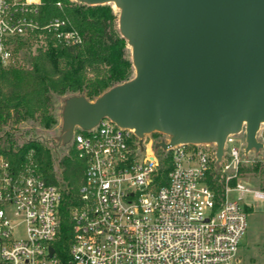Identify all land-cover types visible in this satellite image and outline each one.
Listing matches in <instances>:
<instances>
[{
	"label": "built area",
	"instance_id": "obj_1",
	"mask_svg": "<svg viewBox=\"0 0 264 264\" xmlns=\"http://www.w3.org/2000/svg\"><path fill=\"white\" fill-rule=\"evenodd\" d=\"M40 5L41 0H0L3 65L14 61L18 39L49 35L62 46L82 43L67 18L41 23ZM234 136L227 135L217 163L215 143L155 148L168 136L152 132L140 138L108 117L90 129L75 127L72 146L84 170L69 209L66 246L58 244L60 188L44 179L33 149L16 166L0 154V264H241L246 208L228 194L247 188L241 179L229 184L242 156ZM216 169L222 194L207 183ZM254 195L264 197V191Z\"/></svg>",
	"mask_w": 264,
	"mask_h": 264
},
{
	"label": "water",
	"instance_id": "obj_2",
	"mask_svg": "<svg viewBox=\"0 0 264 264\" xmlns=\"http://www.w3.org/2000/svg\"><path fill=\"white\" fill-rule=\"evenodd\" d=\"M74 1L116 6L133 75L93 99L64 97L54 149L104 117L167 135L155 148L215 143L217 163L229 134L244 130L245 153L264 147V0Z\"/></svg>",
	"mask_w": 264,
	"mask_h": 264
},
{
	"label": "trees",
	"instance_id": "obj_3",
	"mask_svg": "<svg viewBox=\"0 0 264 264\" xmlns=\"http://www.w3.org/2000/svg\"><path fill=\"white\" fill-rule=\"evenodd\" d=\"M56 17L70 21L82 35L81 44L62 46L49 35L29 36L15 42L12 63L3 65L0 61V154L16 166L24 154L33 149L44 179L60 188L61 237L58 244L66 246L72 233L69 209L76 201L84 164L71 150L61 161L58 177L49 143L33 138L18 143L23 133L16 131L17 125L27 122L25 132L35 136L38 127L48 129L57 123L51 108L53 97L63 99L71 94H83L93 99L109 87L131 78L133 66L127 42L118 31V13L110 4L41 0L40 22ZM33 45H36L35 50H32ZM167 170L168 166L163 174ZM248 170L251 169L239 168L240 173ZM252 170L259 173V187L264 191V162H257ZM235 181L233 178L229 184L233 186ZM207 183L217 193H223V180L215 170L208 174Z\"/></svg>",
	"mask_w": 264,
	"mask_h": 264
},
{
	"label": "rangeland",
	"instance_id": "obj_4",
	"mask_svg": "<svg viewBox=\"0 0 264 264\" xmlns=\"http://www.w3.org/2000/svg\"><path fill=\"white\" fill-rule=\"evenodd\" d=\"M110 6L115 13H118L116 6L112 3H110ZM35 48L36 45H33L32 50H35ZM63 99L62 97H53L51 108L52 113L57 119V123L52 127L48 129L38 127L39 129H36L35 136L25 132L27 122L18 124L16 129L18 133H23L21 138L18 140V143L27 141L30 138L42 142L47 141L49 143L51 146L50 152L53 158L54 169L58 177L60 176L62 170V159L68 157L70 155V151L73 150L72 141L66 145L58 146L55 149L52 143L55 136L60 134ZM234 137L236 138L235 145L238 146L240 153L242 154L239 168L243 166L251 169L240 173L238 168L237 178H234L236 181L241 179V183L245 188H247V190L231 191L228 194V198L230 200H236L240 197L242 199V205L245 206V208H248L246 211V229L240 240L238 256L241 259V264H264V197H257L254 195L255 190H261L259 187L260 175L258 172H254L252 170L257 162H264V147L257 151L251 149L245 153L244 134L238 133L235 134ZM257 137L261 142H264V126L260 128ZM215 171H218V169ZM230 171L231 170L229 169L227 173ZM19 235H22V233H19Z\"/></svg>",
	"mask_w": 264,
	"mask_h": 264
}]
</instances>
